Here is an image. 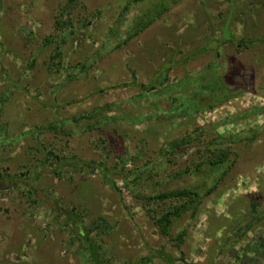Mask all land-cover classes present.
Returning a JSON list of instances; mask_svg holds the SVG:
<instances>
[{"label": "rangeland", "instance_id": "obj_1", "mask_svg": "<svg viewBox=\"0 0 264 264\" xmlns=\"http://www.w3.org/2000/svg\"><path fill=\"white\" fill-rule=\"evenodd\" d=\"M1 3L0 264H264V0Z\"/></svg>", "mask_w": 264, "mask_h": 264}, {"label": "trees", "instance_id": "obj_2", "mask_svg": "<svg viewBox=\"0 0 264 264\" xmlns=\"http://www.w3.org/2000/svg\"><path fill=\"white\" fill-rule=\"evenodd\" d=\"M134 1L139 2L141 0H134ZM228 1L231 2V0H228ZM232 1L234 2L235 0H232ZM229 7H232L231 9L234 10L233 11L234 16H236V14L239 13V11H241V10H238L237 9L238 7L234 3H233V5L230 4ZM0 8L2 9V3L0 4ZM231 9L229 8V10H228V13L229 14L226 17H228L229 15H231ZM0 17H1V15H0ZM226 17H224V19H223V25H222V27L225 24V18ZM0 21H1V19H0ZM222 27H221V29H222ZM230 27H231V25H230ZM221 29H220V36L218 37V40L221 41L220 43L223 42L222 41V39H223V33H222L223 30L221 31ZM231 32H232V28H231ZM215 39L217 40V38H215ZM236 40H238V39L236 38ZM207 47H209V46H207ZM204 49L205 50H209L206 47ZM210 49H214V47L213 48H210ZM56 57L57 56H53V60H55ZM60 68H61L60 69L61 71H67L69 69L68 66L65 65V62L62 65V67H60ZM65 77H67V76L65 75ZM68 78H70V77H68ZM68 78H66V79H68ZM192 138L193 137H190V140H193ZM176 145L179 146L180 144H177L176 143ZM208 153H209L208 154V157L205 158L206 159L205 161H208V164L211 167L215 168V169L217 167H220L222 164H225L226 163V160L228 159L229 154H230L228 148H223V147H220L219 148V145L218 146L217 145H208ZM201 166H202V164L200 162H196V163L193 164V166H192L193 168L192 169H194L195 171H197V170H200L199 167H201ZM10 177H11V179L14 178L11 175H3V177H1V178H3L4 180H7L8 181L10 179ZM168 195L169 194H166V193L160 194L158 196V198H161V199L167 198ZM170 195H171V197H174V198H179V197H181L183 199L185 198L184 199L185 202L184 203H179L170 212H167V213H165V214L162 215V218L160 219V223L163 226V228L166 227V224H170L173 221L174 218L172 219V217H170V216L173 215V217H176V218L179 217V216H181L186 210H190L192 207H194V204L197 202V198L201 197V194L199 192H194V191H191L190 189L173 191V192L170 193ZM66 215H68L67 217L72 220V225H74L75 227H78V230H76L77 236L79 238L84 239V241L86 242V245H84L85 246V250H87V252L92 256L93 261H95L96 263H99L100 260L97 257L98 251L96 249V244L90 238V235H89L90 232H93L95 230L94 229L95 227L90 228V230H88L89 233H87V231L85 230V228L83 226L82 220L79 219L77 215H74L73 213H70L68 211H67ZM73 221H74V223H73ZM162 254H163L162 256L165 259V261H167L169 263L172 262V258L168 254H166V253H162ZM99 264H101V263H99Z\"/></svg>", "mask_w": 264, "mask_h": 264}, {"label": "flooded vegetation", "instance_id": "obj_3", "mask_svg": "<svg viewBox=\"0 0 264 264\" xmlns=\"http://www.w3.org/2000/svg\"><path fill=\"white\" fill-rule=\"evenodd\" d=\"M171 224V223H170ZM170 224H166V227L165 228H163V229H165V230H167L168 229V227L170 226ZM163 227V226H162ZM166 254H168L171 258H172V256L169 254V253H166ZM167 262V261H166ZM169 263V262H168Z\"/></svg>", "mask_w": 264, "mask_h": 264}]
</instances>
